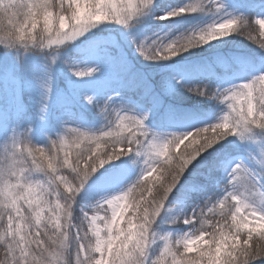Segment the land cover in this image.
Segmentation results:
<instances>
[{
    "label": "snow or ice",
    "instance_id": "obj_1",
    "mask_svg": "<svg viewBox=\"0 0 264 264\" xmlns=\"http://www.w3.org/2000/svg\"><path fill=\"white\" fill-rule=\"evenodd\" d=\"M157 9V0H0V46L56 53L86 37L79 55L63 61L77 78L68 81L69 93L55 89L57 55L43 68L0 66V77L18 89L39 88L35 119L23 102L8 119L0 115V264H264V145L259 168L228 164L230 137L248 141L264 133V16L229 12L225 0H188L163 15ZM203 13L215 19L175 39L141 40L130 31L88 36L109 23L131 30L142 18ZM235 35L258 47L261 74L229 87L191 84L200 73L190 67L208 65L173 63L157 91L127 52L134 47L146 62H174ZM224 60L218 51L217 63ZM181 90L227 110L216 118L212 111L165 107L164 97ZM53 104L63 125L54 137L47 123ZM161 108L190 130L155 131L149 121ZM90 112L103 118V127L85 126ZM33 124L46 144L33 140ZM129 164H142L134 180ZM86 190L99 198L82 201Z\"/></svg>",
    "mask_w": 264,
    "mask_h": 264
},
{
    "label": "rangeland",
    "instance_id": "obj_2",
    "mask_svg": "<svg viewBox=\"0 0 264 264\" xmlns=\"http://www.w3.org/2000/svg\"><path fill=\"white\" fill-rule=\"evenodd\" d=\"M161 1L162 0L160 1L157 0V4L158 2ZM187 2L188 0H179L178 3H174V2L169 3L163 7H160L157 10V15H163L164 11L168 10L169 8L176 7L178 5H183L186 4ZM225 2L227 4V0H225ZM260 16H264V10L258 12L255 15V17L252 16V18L258 19L260 18ZM214 19L215 17L211 13H203L199 15L194 14L186 17L183 16L175 17L171 20H158L159 24L156 25L155 28H153L149 32V36L146 38L153 37L154 34H160V35L167 34L169 39H175L176 37L182 34H186L193 30H198L199 28L205 27L207 24L211 23ZM128 31L129 30L123 29L122 26L118 24L109 23L107 25H100L99 27L93 29L91 33L88 34V36H92L93 34L97 33L96 34L97 37H107L111 35L112 37L119 38L122 32H124L125 35H127ZM83 39H86V37H81L74 42H70L71 44L69 43V45L65 46L64 48L61 47V49L56 53H53L52 51L47 49H39V48H32L31 50H25L22 47L13 49V48H5L4 46H0V66H6L9 64L34 63L40 66L41 68H43L44 65L51 64V58L53 55H57L59 59L57 60V63L53 65L55 89L56 91H58L59 89L62 88L61 85L65 83L67 89L68 81L75 80L77 78L67 71L63 61L66 58L69 57L75 58L78 56L76 53H74L75 50L77 49V46L74 43L79 40L81 41ZM225 39L227 41L226 43L213 42V46L205 45L203 48L192 49L190 53H184L182 57H177L176 59L187 58L192 55L200 54L204 52L206 48H209L211 50L220 47L224 48L226 46L228 48L229 47L238 48L241 46L243 42L242 40H244L245 38L239 35H235V36L227 37ZM215 45H219V47H215ZM127 52H128V56H130V58L133 61H136L137 64H140L141 66H145V67L149 65V62L144 61L142 57H140L138 54L135 53L134 47L127 49ZM259 74H261V72L258 71V69L257 70L249 69L240 76H238L239 75L238 74L237 75L238 77L236 76V73L229 72L226 76V79L222 82L221 80L209 81L207 79L198 78L197 80L189 81V83L209 84L212 87H216L221 83H223V86L229 87L232 84H241L247 82V80ZM31 88L32 91H29V87L27 86L23 87L22 90L18 89L16 83L13 80L9 79L7 76L0 77V115H3L5 119H8L15 111L16 105L19 102H23V104L27 108L28 115L33 117V119H35V115L37 111L35 99L38 98L39 88L38 85L35 83L31 85ZM167 98H171L179 102H184V104L186 103L190 105H204L205 108L214 112L216 118L222 116L227 110L224 104L218 102H209L205 98L192 95L191 93H188L185 90H181V94L179 96H165L164 101ZM52 113L53 116L50 119H48L47 123H48V133L54 137L57 132L63 131V125L59 124L56 121L55 119L56 112H52ZM88 115H91L92 119L91 121L87 122V124L85 125L86 127L92 129H98L103 127L105 121L103 120L102 117H100L95 112H90L88 113ZM23 126L24 127L30 126L29 120L26 119L24 121ZM31 126H33L34 128V134L32 137L33 140L38 144H46L47 137L42 136L38 131H35L34 124ZM149 126L152 127L157 132L190 130L187 126L176 127V126H172V124H168V125L157 124L155 120V116L152 118V120L149 121ZM256 135L259 137H256ZM229 141H232V143L228 144V146L230 147L229 150L231 152V157L228 160L229 165H234L236 162L243 161L245 164H247L249 167L253 169H257L260 167L256 161L260 158V146L264 145V133L261 132L255 133L253 140L240 141L236 137H230ZM112 163L117 164L119 163V161H114ZM129 166L132 169L131 179L134 180L136 176L140 173L142 164H129ZM221 174L226 175L223 172ZM109 191H115V189H110ZM98 198L99 196L97 194H94V195H89L84 200L92 201ZM163 230L164 231L173 230L176 233H180L187 229L177 226L175 229H169L168 227H164Z\"/></svg>",
    "mask_w": 264,
    "mask_h": 264
},
{
    "label": "trees",
    "instance_id": "obj_3",
    "mask_svg": "<svg viewBox=\"0 0 264 264\" xmlns=\"http://www.w3.org/2000/svg\"><path fill=\"white\" fill-rule=\"evenodd\" d=\"M178 1L179 0H162L161 2H158L157 4L158 9L169 3H173V2L178 3ZM262 4H264V0H227L228 10L230 12H233L237 15L243 13L250 17L252 16L255 17V15L258 12L264 10L261 8ZM157 10L155 11V15H157ZM142 19L145 21L144 23L138 24L135 28L129 30L132 34L136 35L141 40L148 37L149 32L153 28H155L156 25L159 24L158 20L152 17L142 18ZM96 34L97 33L93 34L92 36L97 37ZM242 41L243 42L241 46L238 48H232V47L228 48L227 46L224 48L220 47L221 49L217 48L214 50L206 48V50H204V52L200 54L192 55L187 58L176 59L174 62H163L159 64L149 63V65L146 67L141 66L140 64H137L136 61H133L130 58V56H129V59L131 60L135 68L138 71L142 72L144 75H146L148 79L156 86L157 91L160 90L161 81L165 79L166 77H170L174 73V69L170 66L173 63L179 64V65H185V66L208 65V67L201 68V69L190 67V70L194 72H199L200 73L199 78L207 79L209 81L221 80L222 82L226 79V76L229 72H234L236 73V76L238 74H239L238 76H240L241 74H243L249 69L257 70L259 68L258 58L261 55L260 50L250 40L245 38ZM74 44L78 46L80 44V40L75 42ZM64 47L65 46H63V48ZM218 51L222 52L225 57V60L223 63H217L216 61V53ZM74 53L79 55L78 49H76ZM233 55L251 57L253 58V62L252 63H239V64L235 63L231 59ZM197 79H193V80H197ZM61 86L62 88L59 89L57 93L61 91L65 93H69L71 91L70 88H68V86L66 89V83L62 84ZM169 104L174 105L180 109L189 110V111H197V110L201 112L210 111L209 109L205 108L204 105H190L186 103L184 104V102L173 100L171 98L165 99L164 106L166 107ZM51 110L52 112L57 111L54 104ZM91 119H92V116L88 115V122L91 121ZM155 120L157 124H167V125L172 124V126H176V127L187 126V121L179 119L176 116L170 117L168 114L165 113L164 108H161L158 114L155 115ZM256 137H259V136L256 135ZM228 148L230 147L228 146ZM94 194L96 193L89 192L86 190L85 193L81 194V200H84L89 195H94ZM164 227H168V226L164 225Z\"/></svg>",
    "mask_w": 264,
    "mask_h": 264
}]
</instances>
